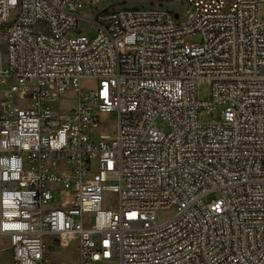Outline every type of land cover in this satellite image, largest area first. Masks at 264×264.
Returning a JSON list of instances; mask_svg holds the SVG:
<instances>
[{"label":"built area","instance_id":"built-area-1","mask_svg":"<svg viewBox=\"0 0 264 264\" xmlns=\"http://www.w3.org/2000/svg\"><path fill=\"white\" fill-rule=\"evenodd\" d=\"M186 1L0 0V88L27 102L0 99L11 264L73 241L76 264H264V0Z\"/></svg>","mask_w":264,"mask_h":264},{"label":"rangeland","instance_id":"rangeland-1","mask_svg":"<svg viewBox=\"0 0 264 264\" xmlns=\"http://www.w3.org/2000/svg\"><path fill=\"white\" fill-rule=\"evenodd\" d=\"M114 3H118L119 7L123 5H130V7H140V6H151L152 8H157L160 4H162L165 8L181 13L185 12L187 9V1L186 0H112ZM152 3V4H151ZM107 5V2H93L92 7L83 10L85 14H95L96 9H101ZM115 5L108 7V9H114ZM259 16L264 19V5H260L258 8ZM68 36H71L70 34ZM200 41L199 36L190 37L187 39L189 43H197ZM6 54V47L5 43L0 37V65L3 64ZM84 87L91 86L92 84L89 82H82ZM210 96V87L208 84H201L198 87V97L201 99H207ZM0 99L3 102L11 101V103L15 105H27V102L19 100L16 94H9L7 93L6 87L0 88ZM52 107H56L61 109L64 112H68L71 108L74 107L75 104V96L72 91H66L61 93L59 98L56 101H50L49 103ZM221 108H217L215 112L212 114H205L202 113L199 116V119L202 122H209V121H219L220 117L219 114L221 112ZM113 117V116H112ZM110 123L113 122V119L109 121ZM154 126L161 130L162 132H166L167 128L165 124L161 120H156ZM217 198V193L212 192L203 197L204 202H210ZM116 196L111 193L105 194V201L104 207L108 208L111 207L114 209ZM58 201L57 196H54L52 204H56ZM9 243L8 239L5 237L0 236V264H10V251L8 250ZM52 250L48 254L47 248V255L46 258L49 261H53L54 264H76L77 262V253H78V245L76 241H73L69 244L66 248L61 247H51Z\"/></svg>","mask_w":264,"mask_h":264},{"label":"crops","instance_id":"crops-1","mask_svg":"<svg viewBox=\"0 0 264 264\" xmlns=\"http://www.w3.org/2000/svg\"><path fill=\"white\" fill-rule=\"evenodd\" d=\"M2 237H4V236H2ZM6 238V237H5ZM8 239V238H7ZM8 243H9V240H8ZM8 250L10 251V254H11V250H10V247L8 248ZM10 259H11V257H10ZM10 264H11V260H10Z\"/></svg>","mask_w":264,"mask_h":264},{"label":"bare ground","instance_id":"bare-ground-1","mask_svg":"<svg viewBox=\"0 0 264 264\" xmlns=\"http://www.w3.org/2000/svg\"><path fill=\"white\" fill-rule=\"evenodd\" d=\"M123 8V7H122ZM124 8H126V7H124ZM130 8H134V7H130ZM8 103H11V101H8Z\"/></svg>","mask_w":264,"mask_h":264}]
</instances>
